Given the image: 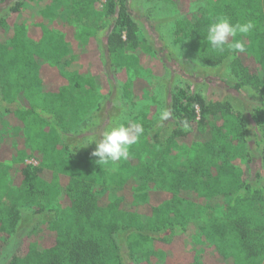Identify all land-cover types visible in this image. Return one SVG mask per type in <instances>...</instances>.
<instances>
[{"label": "trees", "instance_id": "obj_1", "mask_svg": "<svg viewBox=\"0 0 264 264\" xmlns=\"http://www.w3.org/2000/svg\"><path fill=\"white\" fill-rule=\"evenodd\" d=\"M25 1L17 0L0 19V27L13 26L11 45L0 48V96L28 143L23 157L0 146V234L16 233L26 203L71 224L24 239L7 264H264V0H201L204 10L192 20L177 19L173 29L176 44L186 42L204 65L224 66L235 90L248 89L262 100L250 118L233 103L186 85L171 91L167 106L174 122L167 134L163 126L153 129L143 112L134 126L123 125L133 134L136 125L142 128L128 158L104 162L93 155L99 136L81 149L78 128L96 117L101 91L112 89L106 64L114 68L121 53L144 48L127 0H53L66 9L65 23L30 30L15 23ZM160 1L184 11L195 0ZM100 18L112 29L105 44ZM221 19L251 21L254 28L229 37L219 51L207 35ZM72 25L85 29L74 32ZM61 46L69 53L64 65L57 60ZM196 138L194 156L178 163L176 152ZM136 176L140 187L132 204L141 203L142 214L116 196ZM46 188L56 193L49 208L42 204ZM215 197L225 201L219 214L209 208ZM187 205L195 206L193 216L185 214ZM192 225L201 248L189 240Z\"/></svg>", "mask_w": 264, "mask_h": 264}, {"label": "rangeland", "instance_id": "obj_2", "mask_svg": "<svg viewBox=\"0 0 264 264\" xmlns=\"http://www.w3.org/2000/svg\"><path fill=\"white\" fill-rule=\"evenodd\" d=\"M17 0H7L0 7V19H5L9 15V8ZM130 15L139 25L141 37L144 40V48L140 51L126 50L117 57V66L114 68L106 64L105 71L110 74L112 79V89L102 90V100L96 113V117L90 120L86 125L78 128L81 139L77 145L81 149L90 148L93 139L92 136H99L114 127L134 126L135 120L143 112L149 115V119L155 122L153 129L163 126V135L169 132L174 118L171 116L167 103L171 96V91H178L191 86V90H201V93L213 101H228L234 104L241 112L250 118L252 110L261 105L256 94L248 89L237 91L233 88L234 80L231 78L228 70L224 66L204 65L196 59L186 42L176 44L174 41V23L177 19L192 20L196 18L205 8L206 3L198 0L192 2L189 9L179 11L173 6L160 0H127ZM66 9L62 3H55L53 0H27L16 16L15 23L23 25L30 30L32 27L47 26L52 29L55 23L64 24ZM98 30H100L101 39L104 44L106 35L111 31V26L107 27L105 19L100 18ZM0 27V48L5 49L11 45L13 26ZM67 25V24H66ZM74 32L84 31L85 27L77 29L72 25ZM65 56V57H64ZM69 56L68 49L64 46L58 49V64L64 65ZM61 60H60V59ZM63 58V59H62ZM64 61V63H62ZM68 64V63H67ZM259 72L264 74V66L259 67ZM130 86L131 95L125 96V87ZM126 85V86H125ZM6 104L0 96V146L7 145L12 149L15 157L27 155V133L14 127L11 114L6 111ZM97 110V112H96ZM168 112L167 119H162L163 113ZM99 132V133H98ZM46 139L51 142V137L46 135ZM88 139V140H87ZM200 138L192 139L187 142V146H182L176 152L178 163H182L186 158L194 156L196 141ZM51 144V143H50ZM189 144H193L189 146ZM80 149V151H81ZM63 154L64 151H61ZM256 160V162H258ZM28 164L37 165L35 159L26 160ZM255 162V166H256ZM101 164V163H99ZM104 169L114 167L112 163L101 164ZM140 187L138 176L133 177L129 184L117 192V197L126 199V208L132 209L136 213L142 214L144 206L132 204L136 188ZM47 197L42 204L51 207L56 193L51 188H46ZM225 201L219 197L213 198L209 202L210 210L215 213H221ZM22 209V221L13 235L0 234V243L3 247V255L0 264H7L20 243L30 238L38 239L45 231H61L69 227L71 219H55L52 213L46 212L45 215L38 211L35 204H24ZM185 214L193 216L196 208L193 205H187L183 208ZM192 225L190 241L198 244L201 248L202 238L198 236ZM201 238V239H200ZM141 263V262H140ZM130 264H136L130 262ZM139 264V263H138ZM142 264V263H141ZM151 264H156L154 260Z\"/></svg>", "mask_w": 264, "mask_h": 264}, {"label": "clouds", "instance_id": "obj_3", "mask_svg": "<svg viewBox=\"0 0 264 264\" xmlns=\"http://www.w3.org/2000/svg\"><path fill=\"white\" fill-rule=\"evenodd\" d=\"M254 28L253 22L245 24L230 23L228 19H221L219 22L211 24L208 29L207 41L219 51L224 50L229 37H235L237 32L248 34ZM242 50V45L236 43L233 45ZM168 112H164L162 119H167ZM142 128L135 126V134L128 127L119 126L106 130L101 134V139L96 143V150L93 155L99 157L98 162H104L108 159L112 161L127 159L129 156V147L138 142Z\"/></svg>", "mask_w": 264, "mask_h": 264}]
</instances>
